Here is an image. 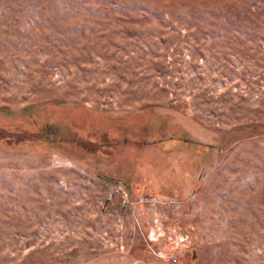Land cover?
Here are the masks:
<instances>
[{
	"label": "rangeland",
	"instance_id": "374dc122",
	"mask_svg": "<svg viewBox=\"0 0 264 264\" xmlns=\"http://www.w3.org/2000/svg\"><path fill=\"white\" fill-rule=\"evenodd\" d=\"M0 264H264V0H0Z\"/></svg>",
	"mask_w": 264,
	"mask_h": 264
}]
</instances>
